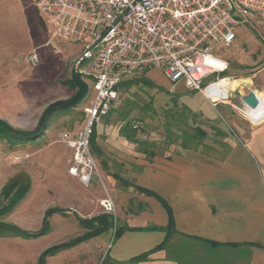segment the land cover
<instances>
[{"label":"rangeland","instance_id":"obj_1","mask_svg":"<svg viewBox=\"0 0 264 264\" xmlns=\"http://www.w3.org/2000/svg\"><path fill=\"white\" fill-rule=\"evenodd\" d=\"M48 20L31 0H0V115L3 116L0 119L22 132H35L25 136L14 134L12 138L0 137V204L4 207L0 212L2 264H38V258L46 248L89 231L90 228L79 222L80 215L108 213L102 209L99 200L95 203L96 210L93 206L95 196L100 194L105 198L110 193L93 152L97 172L88 185L80 183L68 172L72 150L62 141L61 134L79 130L85 122L84 108L93 95L92 80L85 78L89 90L81 103L73 108L52 106L50 109L63 99L61 96L67 94L65 98H69L76 92L77 88L69 81L70 68L74 56L82 48L79 43L53 37L54 25ZM237 21L234 26L236 38L232 44H217L211 53L229 62V70L220 75L240 79L236 83L240 86L231 97V103L240 106L242 94L245 96L254 88L259 91L255 79L264 64V20L256 15L244 20L238 15ZM33 52L39 57L36 65L27 60ZM145 71L132 73L119 84L117 97L103 117L121 124L123 118L126 121L131 119V124L138 126V134L152 138L164 136L166 140L160 143V148L164 152L171 151L172 142L183 141L184 133L194 134L197 128L198 119L178 100L189 91L183 81L168 82L160 70L150 74L153 86L137 83L136 80L146 75ZM242 78H249L252 82ZM190 95L192 98L189 97L188 101H196L201 94L195 91ZM228 108L227 115L235 113V118L242 119L240 113L234 112L235 108ZM50 208L61 211L46 214ZM127 208L136 209L133 203ZM110 214L115 218L113 226L98 234L107 235L103 236L107 244L105 251L117 240L114 227L124 225L117 209ZM44 217L46 230H43ZM1 223L31 234H17ZM101 239L104 238H93L86 245L96 251ZM70 251L67 259L75 257L74 250ZM102 254L98 264L105 258L106 254ZM49 256L52 255L46 259ZM219 256L221 260L230 257L215 253V257Z\"/></svg>","mask_w":264,"mask_h":264},{"label":"crops","instance_id":"obj_2","mask_svg":"<svg viewBox=\"0 0 264 264\" xmlns=\"http://www.w3.org/2000/svg\"><path fill=\"white\" fill-rule=\"evenodd\" d=\"M140 70H146L149 78L159 69ZM255 82L259 91L251 90L261 92L264 103V64ZM186 89L189 92L178 100L198 119L195 126L204 134L186 141V145L172 142L171 151L160 148L164 136L137 133L138 141L156 143V153L148 156L139 150L137 142L121 133L119 121L103 117L96 123L92 152L108 183V197L124 225L107 251L103 237L107 235H98L104 239L96 251L86 245L97 239L94 236L47 257L46 264H98L103 252L112 260L127 261L165 240L169 216L174 233L166 247L139 264H264V107L261 121L252 123L243 116L235 118V113L227 115L230 104L213 105L202 95L188 101L195 91ZM65 97L67 94L60 98ZM101 197L99 194L92 199L94 209ZM130 203L135 210L127 208ZM80 216L85 219L95 214ZM70 250L75 257L67 259ZM215 253L230 257L221 260Z\"/></svg>","mask_w":264,"mask_h":264},{"label":"built area","instance_id":"obj_3","mask_svg":"<svg viewBox=\"0 0 264 264\" xmlns=\"http://www.w3.org/2000/svg\"><path fill=\"white\" fill-rule=\"evenodd\" d=\"M54 25L51 35L82 45L72 68L92 80L93 95L84 108L85 122L61 139L72 150L69 174L88 185L97 166L90 139L97 122L117 97V86L140 69H159L171 83L199 92L211 104L227 103L252 123L248 106L231 103L229 62L211 50L232 44L237 16L264 20V0H31ZM32 65L39 61L33 52ZM226 80V81H224ZM238 92H240L238 90ZM257 98L258 94L255 93ZM241 99V98H240ZM133 127H138L133 125ZM100 205L115 212L109 197Z\"/></svg>","mask_w":264,"mask_h":264},{"label":"trees","instance_id":"obj_4","mask_svg":"<svg viewBox=\"0 0 264 264\" xmlns=\"http://www.w3.org/2000/svg\"><path fill=\"white\" fill-rule=\"evenodd\" d=\"M71 84L74 85V83L72 82V80H69ZM137 83H141L143 85H148V86H153V82L145 75L141 76L140 79L136 80ZM75 86V85H74ZM59 102L57 101L55 104H53V108H55L57 106ZM47 109L45 110V114L47 113ZM125 118L122 119V121H124V123L121 126V133L124 134L126 137H128L129 139L133 140L134 142H137L139 145V150L146 153L148 156H152L156 153V143H154V141H148V140H140L138 141L135 136L138 133V127H133V125L131 124V119H128L127 121L124 120ZM5 131V132H4ZM10 131V133H9ZM4 132V133H3ZM9 134H8V133ZM12 132V133H11ZM35 132H31V133H26V132H22V130H18L15 129L13 127H11L7 122L3 121L0 119V137L2 138H12V136L15 134V136H25L27 134H34ZM12 134V135H11ZM203 133V131H201V129H199L198 127L194 129V134H188L187 132L184 133L182 135V139H183V143L186 145V141L188 140H192V139H197L199 138V136H201ZM169 138V137H168ZM93 140H94V131L91 135V139H90V148H91V152H92V144H93ZM124 184H129L127 181H123ZM24 190V189H22ZM21 191V189H20ZM148 192V191H147ZM3 205L0 204V212L3 211ZM54 211H61V209H54V208H50L47 209L46 214L50 213V212H54ZM47 220L46 217H44V225L46 224ZM79 222L85 226L86 228H90L89 231L83 233L82 235H79L71 240H68L66 242H62V243H58V244H54L51 245L50 247L46 248L39 256L38 258V264H45L46 261V256L48 255H53L61 250L67 249L69 247L75 246L79 243H83L84 241L92 238L93 236L98 235L99 233H101L102 231L109 229L111 226H113V223L115 222V218L113 217V215L109 214V213H102V214H97L91 218H79ZM2 224V223H1ZM4 227L11 229L12 231L16 232L17 234L23 235V234H31L27 231H23L21 229H19L16 226L13 225H4L2 224ZM173 223H172V218L171 216H169V222L168 225H166V230H167V236L165 238V240L155 246L154 248L150 249L149 251L143 252L141 254H138L136 256L131 257L130 259H128L127 261H115L112 260V258L110 259L108 255H105V258L103 259L101 264H138L139 262L145 261L147 260V257L149 256V254L156 252L158 250H162L166 247L169 239L172 237L173 233H174V228H173ZM43 230H46V225L43 227ZM121 233V227H118L117 225L114 227V238H117Z\"/></svg>","mask_w":264,"mask_h":264},{"label":"water","instance_id":"obj_5","mask_svg":"<svg viewBox=\"0 0 264 264\" xmlns=\"http://www.w3.org/2000/svg\"><path fill=\"white\" fill-rule=\"evenodd\" d=\"M80 72L74 68L71 69L70 78L74 85L76 86V92L69 98H63L58 100V108H73L78 103H81L89 90V84L81 76ZM242 102L251 109H254L259 104V99L257 98L253 90L249 91L245 96L241 97ZM53 105L50 106V109Z\"/></svg>","mask_w":264,"mask_h":264},{"label":"bare ground","instance_id":"obj_6","mask_svg":"<svg viewBox=\"0 0 264 264\" xmlns=\"http://www.w3.org/2000/svg\"><path fill=\"white\" fill-rule=\"evenodd\" d=\"M224 81H226V80H224ZM237 81H239V79L236 78V79L230 81L229 84H231V87H235L236 85H238V84H236ZM261 96H262V93L259 92V94H258L259 104H258V106L256 108L250 110L251 111L250 112V114H251V120L253 122H260L261 121V119H260V112H261L262 108L264 107V103H263V100H262V97Z\"/></svg>","mask_w":264,"mask_h":264}]
</instances>
